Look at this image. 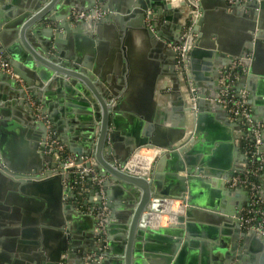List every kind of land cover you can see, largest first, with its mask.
<instances>
[{
	"label": "water",
	"instance_id": "95a60500",
	"mask_svg": "<svg viewBox=\"0 0 264 264\" xmlns=\"http://www.w3.org/2000/svg\"><path fill=\"white\" fill-rule=\"evenodd\" d=\"M96 5L110 10L108 16L72 22L73 9L95 14ZM114 5L101 0H0V54L12 67V74L0 71V92L3 88L7 92L0 96L8 101L0 102V117L3 122L17 120L20 111L28 131L38 132L27 165L3 149L0 135L1 194L7 184L15 183L22 208L30 200L27 196L39 198L49 192L58 201L55 213L65 212L67 219L49 226L57 230L53 233L57 237L60 234L55 252L50 247L41 255L40 243L35 242L27 245V258L39 255L48 258L47 264H264V236L241 226L242 213L250 204L249 191L226 185L248 168L240 150L244 133L219 103L223 71L240 60L248 72L234 90L247 89V105L253 121L263 124L264 143V0H116ZM174 11L176 18L170 20ZM179 13L190 20L186 41L181 39ZM131 17L150 37L154 51L171 55L172 94L180 101L179 120L170 122L173 130L161 127L167 113L154 102L159 73L152 67L147 99L138 108L129 107L124 95L134 72L124 46L119 66L110 64L102 72L94 67L99 65L100 37L124 41L128 29L124 25L129 26ZM169 20L176 22L175 39L161 28ZM181 45L186 47L189 92L180 91L176 70L174 47ZM30 99L42 107L41 115L53 124L56 138L77 158L76 163L92 170L86 175L90 192L85 199L72 188L71 169L44 153L47 127L45 121L36 120ZM189 120L193 132L181 143ZM140 147L166 150L151 175L128 165ZM83 156L91 161L84 162ZM261 177L264 174L260 181ZM241 194L243 202H232ZM260 196L264 199V188ZM169 197L183 201L181 215L167 228L152 229L150 216L159 213ZM226 197L231 202L223 201ZM105 209L108 213L103 215ZM12 213L0 208V222ZM73 219L80 229H92L79 250L73 246ZM28 261L23 259L22 264L33 263Z\"/></svg>",
	"mask_w": 264,
	"mask_h": 264
},
{
	"label": "crops",
	"instance_id": "0c3cea01",
	"mask_svg": "<svg viewBox=\"0 0 264 264\" xmlns=\"http://www.w3.org/2000/svg\"><path fill=\"white\" fill-rule=\"evenodd\" d=\"M103 3H110L111 6H116L114 3H116V0H101ZM103 5H96L94 9H99V11L102 13V18L107 17L110 13V10L104 11L102 9ZM189 9V8H188ZM186 7L187 13L189 12ZM190 10V9H189ZM172 15H169L168 17L171 20V17L175 19L176 17V11H174ZM113 13H117L114 11ZM148 14L152 13L151 10L147 12ZM198 14V11H196ZM115 15V14H114ZM101 18V19H102ZM163 19V17H162ZM186 14L181 15L179 13V20L181 22V25H183V29L186 31H189L190 28H188V23L190 20L187 21ZM100 20V19H99ZM168 21L166 23V26H161V28L164 29L165 33L170 39H175L177 37V32L175 31L176 22ZM129 23V26L124 25V27L128 28L126 33V38H118V40H115L113 42V38L109 37H100L101 39V45L99 49V53H97V60L99 61L98 68L96 66L97 71H103L107 70V67L112 64H118L123 58V49L122 46H124L125 53L127 52L130 54L131 61L134 65V72L133 75L130 76V87L127 89L124 95L127 97V102L129 107H140L143 104H145V100L147 99L145 97L146 91L148 90L149 86H146L149 84V80H151V72L157 71L159 73V76L156 78L155 82V89H154V102L156 104V108L158 109H165V119H163L164 124L161 126L163 127L164 131L173 130L172 124L174 121H178L179 117L177 114V111L179 109V99L175 98L172 94V88L174 82L171 80L170 73H171V55L169 52H166L163 50V52H157L154 51L153 43L150 37L138 28L137 21L133 17L129 18L127 21ZM168 24V25H167ZM151 25V24H149ZM186 25V26H185ZM174 27V29H173ZM108 36V35H107ZM183 32L181 39L183 40ZM99 38L96 36H93V40H98ZM99 39V40H100ZM121 39V40H120ZM104 41V42H103ZM124 42V45H123ZM163 55V60L160 58V56ZM168 58H167V57ZM151 61L152 66H150L149 62ZM109 66V67H110ZM152 67V71H151ZM166 67L165 69H163ZM177 70V68H176ZM1 71V70H0ZM151 74V75H150ZM183 78H180V91L183 92L185 90L186 84V75L185 73L182 75ZM247 90L246 88H243ZM128 94V96H127ZM0 95L2 97H6L7 92L5 91V88H3L0 92ZM123 95V97H124ZM0 96V100L2 97ZM32 99H30L31 101ZM1 105L8 102L5 100H1ZM7 111L10 110V108H6ZM18 111V110H17ZM18 117L17 120H13L12 118H8L6 122L2 121V118L0 117V123H2L3 131L0 134L2 143L4 146V150L8 151V154H11V156H18L21 158L25 164H31V152L34 151V142L36 138V134L38 132L34 130V132L28 131L22 112L18 111ZM189 119V116H188ZM167 123V124H165ZM169 125V126H168ZM263 126V124L261 123ZM176 128H174V131ZM186 136L181 141H185L187 137H190V134L193 132L192 130V124L191 121H187L186 123ZM234 135H238L236 131L233 132ZM237 141L234 142L235 147H237ZM67 151L71 153V151L68 149L67 146H65ZM141 148V147H140ZM160 148V147H155ZM242 148V147H241ZM139 149V148H138ZM136 149L134 152L138 151ZM143 149V148H141ZM163 149V148H161ZM242 152V149H240ZM243 153V152H242ZM73 155V154H72ZM145 155V156H144ZM151 156H154V153L150 154ZM147 154H140L139 157L142 159H150V162L152 161L153 157H146ZM85 157V156H84ZM233 160L235 161V156L233 155ZM158 161V160H157ZM157 161L153 165V172L156 166ZM240 165H244L243 160L239 161ZM24 164V163H23ZM49 169V165H47ZM138 167H149V164L146 166H138ZM227 185V183H226ZM228 186V185H227ZM229 187V186H228ZM0 188L1 185H0ZM231 188V187H229ZM264 188V179L261 177V190ZM17 191V185L15 183H9L4 187V194H1L0 189V208L3 210H11L14 211L11 216H7L5 214V217H2V221L0 222V264H22V260L26 259L27 261L30 259L33 263L32 264H47L48 258L43 259L41 256L36 255L32 258H27V255L30 253L29 247H27L28 244H32L38 242L41 255H46V252L48 249L52 248V251L55 252L57 247L59 246V239L60 234L58 233V237L55 231L57 230H49V226L53 223L54 220H57V222H60V220L67 221L66 219V213L64 214L60 211L55 213V210L58 208V201L56 200V196L54 194L50 196L49 192H46L43 194L42 197H30L27 196V199H30L27 201L24 207H19V198L16 197L15 192ZM57 193V192H56ZM2 195V197H1ZM9 195V196H8ZM64 195V194H63ZM5 196L9 198V201L6 202ZM229 202L230 199L226 197V199ZM234 200V201H233ZM244 196L241 194L237 198H233L232 202H243ZM66 202H71V200L67 199L64 200ZM220 201L221 203L223 202ZM17 205H16V204ZM18 206V207H17ZM92 205H89V208H91ZM89 210L88 212H90ZM6 212V211H5ZM9 213V212H6ZM108 213V211H107ZM85 214V212H84ZM1 216V215H0ZM168 218V217H167ZM158 224L161 222V227H168L169 223L166 222V220L158 219ZM77 219H73L70 223L72 224V231L73 236L75 237L73 246L76 247L78 250L83 246V242L86 241V236H88L92 229H80L77 225ZM64 223V222H62ZM96 229L93 228V233ZM105 235V234H104ZM102 233V236H104ZM51 247V248H50ZM242 247L241 241L239 242V248ZM37 249V248H36ZM241 252V251H240ZM244 252V251H243ZM78 253H80L78 251ZM256 255V254H255ZM78 260V259H77ZM40 261V263H39ZM29 262V261H28Z\"/></svg>",
	"mask_w": 264,
	"mask_h": 264
},
{
	"label": "built area",
	"instance_id": "2783aa9c",
	"mask_svg": "<svg viewBox=\"0 0 264 264\" xmlns=\"http://www.w3.org/2000/svg\"><path fill=\"white\" fill-rule=\"evenodd\" d=\"M246 1V0H243ZM231 2V0H230ZM94 14L91 10L81 11L78 9H73L71 12V20L75 24H80L84 21L95 20L98 21L102 18V13L99 9ZM188 34L185 35L187 40ZM178 48V50H177ZM185 45L176 47L178 52L176 68L177 71L183 75L185 73ZM0 70L9 74H12V67L9 62H7L2 54H0ZM248 69L242 64L240 60H236L233 64L226 70L223 71V74L220 79V100L219 103L227 110L231 121L238 122L241 126V131L244 133L240 143L243 154L248 160V168L244 174H236L230 180L226 181L227 185L231 188L244 187L249 191L250 194V204L245 208L241 216V226L244 230L255 231L256 233L264 236V199L260 196L261 184L251 180V177H260L264 174V154L261 153V147L263 146V140L261 137V131L263 126L261 123H255L252 118V113L247 105L249 93L247 90L242 89L239 93L235 92V87L238 84L240 76L244 73H247ZM191 92H194V89L191 87ZM189 100L194 102L195 97L189 96ZM31 104L35 107V117L38 121H45L47 127V136L45 143L44 153L49 156H54L57 160H60L64 163L65 169H71L69 173L73 175L72 179V188L75 189L76 193L85 199L86 193L90 192V189L87 187L86 175L91 173L92 170L85 168L82 164H77V158L70 154L65 145L61 143L59 138H56V132L54 130L53 124L47 120L46 117L41 115L42 107L34 103L33 100L30 101ZM143 148V149H141ZM138 151L134 152L131 155V158L128 162V165L136 169V164L133 163L135 155L142 154H152L154 153L153 160L149 163L148 174L152 173L154 163L162 156L166 151L161 148L146 149L141 147ZM82 160L84 162L91 161L90 157L83 156ZM151 171V172H150ZM148 175V177H150ZM102 181V180H101ZM177 203L179 212H173L169 214V219L166 222L169 225L174 222V218L177 215H181L185 206H183V201L175 198H165L164 205L168 202ZM163 205V207H164ZM163 208L159 213L162 214ZM107 213L105 209L103 215ZM154 214V213H153ZM152 214V215H153ZM149 226L152 229H157L161 227V222L157 226H153L149 223ZM99 227L103 235L106 233L104 229V222L101 220L99 222ZM169 227V226H168Z\"/></svg>",
	"mask_w": 264,
	"mask_h": 264
},
{
	"label": "bare ground",
	"instance_id": "6f19581e",
	"mask_svg": "<svg viewBox=\"0 0 264 264\" xmlns=\"http://www.w3.org/2000/svg\"><path fill=\"white\" fill-rule=\"evenodd\" d=\"M140 155H135L134 159H133V163L136 164V169H144V170H147L148 168L146 167H138V166H146L150 163V159H142L141 157H139ZM145 156V155H144ZM153 157L154 156H151V155H147L146 157ZM153 160V159H152ZM163 213L162 214H156L154 213L152 216H150V221L149 223L153 226H157L158 224V219H161V220H168L169 219V214L173 213V212H179L180 209H178L177 207V203H175V201L173 202H168L164 205L163 207ZM168 217V218H167ZM171 220V219H169Z\"/></svg>",
	"mask_w": 264,
	"mask_h": 264
},
{
	"label": "rangeland",
	"instance_id": "374dc122",
	"mask_svg": "<svg viewBox=\"0 0 264 264\" xmlns=\"http://www.w3.org/2000/svg\"><path fill=\"white\" fill-rule=\"evenodd\" d=\"M184 25V24H183ZM188 32L189 31H186L185 29H183V40H185L186 41V38H185V35H187L188 34ZM182 36V35H181ZM174 49H176V47H174ZM177 50H178V48H177ZM179 51V50H178ZM178 56V55H177ZM250 56H251V54H250ZM179 57V56H178ZM177 73H178V76H179V79L180 78H183L182 77V75L177 71ZM185 90L183 91V92H186V91H188L189 92V90H188V85H185ZM189 96V93L187 94V97ZM150 155V154H149Z\"/></svg>",
	"mask_w": 264,
	"mask_h": 264
},
{
	"label": "trees",
	"instance_id": "16d2710c",
	"mask_svg": "<svg viewBox=\"0 0 264 264\" xmlns=\"http://www.w3.org/2000/svg\"><path fill=\"white\" fill-rule=\"evenodd\" d=\"M251 180L257 182L258 184H261L260 177H251Z\"/></svg>",
	"mask_w": 264,
	"mask_h": 264
},
{
	"label": "flooded vegetation",
	"instance_id": "af4514ba",
	"mask_svg": "<svg viewBox=\"0 0 264 264\" xmlns=\"http://www.w3.org/2000/svg\"><path fill=\"white\" fill-rule=\"evenodd\" d=\"M263 175V174H262Z\"/></svg>",
	"mask_w": 264,
	"mask_h": 264
}]
</instances>
